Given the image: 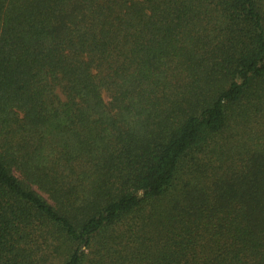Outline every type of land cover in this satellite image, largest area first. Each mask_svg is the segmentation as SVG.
I'll list each match as a JSON object with an SVG mask.
<instances>
[{
  "label": "trees",
  "instance_id": "16d2710c",
  "mask_svg": "<svg viewBox=\"0 0 264 264\" xmlns=\"http://www.w3.org/2000/svg\"><path fill=\"white\" fill-rule=\"evenodd\" d=\"M0 264H264V0H0Z\"/></svg>",
  "mask_w": 264,
  "mask_h": 264
}]
</instances>
